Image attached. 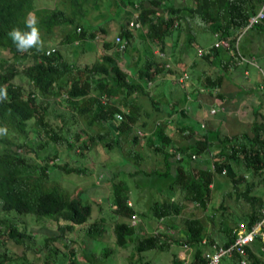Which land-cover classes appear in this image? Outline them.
<instances>
[{"label": "trees", "instance_id": "obj_1", "mask_svg": "<svg viewBox=\"0 0 264 264\" xmlns=\"http://www.w3.org/2000/svg\"><path fill=\"white\" fill-rule=\"evenodd\" d=\"M87 2L95 4L96 0H67L63 8L55 7L38 19L40 34L56 26L75 25L65 30L58 45L93 41L103 35V47L109 52L81 63L69 61L57 47L51 54H46V48L43 52H18L8 32L15 27L26 30L24 20L35 0H0V87L6 88L8 94L6 100L0 101V128L7 129L6 134L0 135V264H58L64 253L53 244L55 241L68 248L69 264H96L86 257V261H78L67 235L80 228L85 237L101 240L106 231L105 219L100 216L91 220V204L81 194L65 188L58 174L85 172L83 165L77 164L86 152L98 146L117 151L132 167L130 174L143 173L154 183L163 182L158 198L149 205V217L155 222L188 213L179 229L169 225L175 231L156 227V231L144 233L137 223H132L136 209L128 204V185L123 180L112 181L110 209L117 218L112 235L116 246L132 243L136 258L129 264H154L145 253L168 251L172 244L187 245L192 254L184 261L173 251L170 264H202L203 253L212 243H231L242 228L248 230L263 216L264 193L259 190L264 189V114L254 110L249 129L239 134L228 135L218 126L205 130L203 124L198 125L200 121L185 119L189 112L185 108L162 105L152 98L147 86L157 75L168 71L164 56L173 46L169 39L184 34L186 44L193 46L199 32H209L216 41L198 56L218 72L212 78L195 68L199 62L196 58L193 71L204 73L202 78L210 96L228 100L217 90L227 73L242 60L236 51L239 34L264 0H116L129 8L125 20H120V42L107 40L104 26L83 23ZM132 11L138 13L131 20L138 22V27L130 26ZM262 22L256 26H263ZM134 30L141 36L135 35ZM222 39L228 41V47L216 45ZM146 43L161 53H154L152 47L146 49L130 76L119 62L127 50ZM17 77H24L26 83H17ZM143 97L149 98L150 110L141 105ZM61 100L67 110L57 111L55 105ZM195 107L201 109V104ZM141 113L153 123L152 131H145L142 136L134 129L138 125L144 130L148 123L140 118ZM117 114L122 118L118 119ZM159 117L163 119L159 121ZM140 146L157 156V165L149 171L141 167L147 155ZM64 149L72 151L69 159L60 158ZM197 160L207 165L194 170L192 164ZM241 165L242 173L237 171ZM247 174L258 177L257 182L249 181ZM217 175L227 177L231 187L219 192V204L214 207L217 191L213 182ZM228 199L233 200L234 206ZM187 204L193 207L185 210ZM213 207L211 221L214 223L218 213L217 228L207 229L196 211ZM230 208L241 212L236 215L237 210ZM21 216L50 219L57 228L58 233L45 238L39 246L43 256L26 255L36 248L29 244L33 237ZM10 245L20 247L21 253ZM111 251L106 247L99 259L104 261ZM241 258L234 254L223 261L241 264ZM246 260V264H264L262 239L246 247Z\"/></svg>", "mask_w": 264, "mask_h": 264}, {"label": "rangeland", "instance_id": "obj_2", "mask_svg": "<svg viewBox=\"0 0 264 264\" xmlns=\"http://www.w3.org/2000/svg\"><path fill=\"white\" fill-rule=\"evenodd\" d=\"M181 1L190 3V0H176V2ZM66 2L67 0H35V5L31 10V14H34L38 20L42 15L51 12L55 7L63 8ZM86 4L87 7L85 8L87 11L82 19L83 23L89 26H104L108 31L106 39L112 42L115 41L118 36L120 20H125L129 8H125L116 2V0H96L95 4H90L88 2ZM136 15H138V13L132 11L129 21L134 20ZM262 23L261 25L263 26H254L239 34L236 43V51L239 56L241 57L242 55L243 58L241 61L238 60L240 61L239 65L225 76L228 82L236 87L237 90L235 93L227 92L225 89L223 90V92L225 91L224 94L226 98L228 94H230L228 100L225 101L220 98V100L214 98L213 102L211 101L209 103L208 100L211 98H209L208 88L204 84L205 80L202 78L204 73L193 71L194 67H192V63H194L196 58L199 62L195 65V68H198L200 71L204 70L206 72L205 74L210 75L212 78H214L218 72L216 70L217 68L212 65L201 62V58L198 56L199 51L206 50L216 41L211 33L202 31L197 34L193 46L186 44L187 41L184 34L179 37L176 35L169 39L168 42L170 45L173 44V46L172 48L170 47L171 50L164 58L167 60L165 69L168 71L170 70V72H162L148 83L147 88L150 91V95L162 105L173 104L177 106L178 109L190 107L188 109L189 112H187L188 114H186L188 117L185 119L188 121H200V124L197 123L198 125H204L202 129L212 130L214 127L218 126L222 132L228 135L247 131L250 127V119L253 120L254 110L264 114V21ZM74 26V24L56 26L48 33L42 31L41 34L43 36L45 48L53 49L57 47L69 61L81 63L92 62L98 58L101 53L109 52L103 47L102 34L98 35L93 41L58 45L57 41L65 34V30H70ZM134 33H136L135 35L137 36H141V33L137 30H134ZM133 45L135 47L136 44L133 43ZM149 47H152L154 53H161V51L151 43H146V45L139 44L136 48L127 50L124 57L119 62V65L131 76V71L138 67V61L145 56L146 49H149ZM1 52L3 53V51ZM222 52L225 54V50ZM200 62L202 64H200ZM183 73H187L188 77L185 78L186 81L180 82ZM198 77H200V79ZM15 80L17 83H26L24 77H17ZM224 83H226V81L223 79V84ZM189 94L191 95L190 97H195L194 100L198 101L199 105L201 104V109L198 108L197 110L196 108L195 111H191V106L194 110V102L190 103L187 99L186 96ZM186 100L188 101L187 103ZM242 100L245 101V103L242 102L240 104ZM64 103L65 102L61 100L60 103L56 104V110H67ZM140 103L144 109H151L148 97L141 98ZM212 109H216V112L212 113ZM222 109L224 110L222 111ZM246 109L247 111H245ZM245 112H247V115ZM243 115H246V117H243ZM176 117L177 115H174L173 120H175ZM194 117L196 119H194ZM140 118L148 121L146 127L143 128L144 130L138 125L134 127L135 131L142 136L145 131H152L153 123H150L151 120L143 113H141ZM221 118L223 119L220 120ZM162 119L163 117H159V121ZM167 130H170L169 126ZM193 133H195L197 137H201L199 133L195 131ZM139 148L147 155L146 162L143 163L141 167L149 171L157 165V156L144 146H140ZM71 154L72 151H66L65 149L59 153L61 159H69ZM77 165H83L82 167L85 169V172H60L58 174L60 182L73 193L81 194L82 197L91 204V220L102 216L105 219L106 225V231L101 240H92L85 237L80 228H77L73 233L67 235L72 240L70 244L75 250L76 259L78 261H86L84 259L86 257L96 264H129L130 261H134L136 258L133 254L132 243H129L126 247H119L114 243L112 227L117 218L110 209L112 181L123 180L128 185L130 189L128 202L136 209V226L139 225L141 228L140 230L144 233L156 231V227L175 231L176 229L169 227V225H175L179 229L188 215L186 212L181 213L169 219H165L166 223L165 221L155 222L150 218L149 205L152 200L158 198L159 190L164 187L163 182L158 181L154 183V179H150L143 173L135 175L130 174L132 167L124 162L117 151H108L100 146L94 147L92 151L86 152L85 157L82 158ZM206 165V162L204 163L203 161L197 160L192 164V168L197 170ZM243 169L244 167L242 165L237 167L238 172H241ZM257 178L258 177L252 178L251 175L247 176L249 181L253 180L257 182ZM230 187L231 184L227 177L224 175L215 176L213 189H215L217 193L215 192L214 207H217L219 204V192L221 193L222 191L229 190ZM241 187H244V184H242ZM259 193H264V189L260 188ZM228 202L234 206L232 199H228ZM191 207L193 206L187 204L185 210L191 209ZM214 207L208 208L205 211H196L198 214L197 216L203 221L207 229L217 228V224L215 225V223L219 216L218 213L216 217H214V223L212 222L213 220L211 221L212 209H214ZM233 209L230 208L232 211ZM236 210L237 212L234 210L236 215L240 214L241 210L238 208ZM20 219L24 221L27 232L33 237V240L29 242L30 246L36 248L35 251L29 250L26 255L29 258L41 257L42 253L39 250V246L41 247L45 238L58 233L56 231L57 228L52 224L50 219L38 220L32 216H21ZM53 244L58 246L61 252L64 253V257H62V260L58 264H69L70 255L68 248L63 247L59 241H55ZM10 247L13 251L21 253L20 247L13 245H10ZM106 247L112 248V251L104 261H101L99 256ZM173 251H177L179 258L184 261L189 260L192 254L191 248L172 244L168 251L161 252L152 250L146 252L145 256L154 264H170L172 259L171 253ZM40 262V264H52L51 262ZM222 263L226 264L227 262L223 261Z\"/></svg>", "mask_w": 264, "mask_h": 264}, {"label": "built area", "instance_id": "obj_3", "mask_svg": "<svg viewBox=\"0 0 264 264\" xmlns=\"http://www.w3.org/2000/svg\"><path fill=\"white\" fill-rule=\"evenodd\" d=\"M264 20V2L262 4V6L260 7V9L253 15H251L248 18L247 24L245 25V27L243 28V31L254 27L256 25H258L260 22H262ZM130 26H139L138 22L135 21H131L130 22ZM116 41L120 42L121 39L119 36L116 37ZM217 46H222V47H228V41L225 39H222L220 41L217 42L216 44ZM50 51L53 52L54 49H48L46 51V54H48V52ZM203 51H199V55L202 53ZM243 57L241 56V59ZM188 75L187 73H184L182 76V80H185V78H187ZM215 110L212 109V113H214ZM118 119H121L122 116L120 114L116 115ZM179 155H177L178 157ZM195 157V156H193ZM128 204L130 205V203L128 202ZM136 215H133L132 217V223H136ZM262 239V241L264 242V212H263V216L261 217L260 220H258L257 222H255L248 230L245 228H242L236 238L234 239V241H232L231 243L227 244V245H221L218 243H212L210 245V247L203 253V259L204 262L202 264H223V259L224 258H229L232 257L234 254H239L241 256H243V258H241L240 263L241 264H246L247 260H246V247L250 244H252L253 242H255L256 239ZM203 243L206 242V240L202 241ZM185 247H188L187 245H185ZM188 264V263H186Z\"/></svg>", "mask_w": 264, "mask_h": 264}, {"label": "clouds", "instance_id": "obj_4", "mask_svg": "<svg viewBox=\"0 0 264 264\" xmlns=\"http://www.w3.org/2000/svg\"><path fill=\"white\" fill-rule=\"evenodd\" d=\"M26 30L15 27L8 32V37L20 53H28L35 49L37 52L45 51V45L41 38L38 20L34 14H28L24 20ZM48 54H51L50 51ZM7 89L0 87V101L7 99ZM7 129L0 128V135L6 134Z\"/></svg>", "mask_w": 264, "mask_h": 264}, {"label": "crops", "instance_id": "obj_5", "mask_svg": "<svg viewBox=\"0 0 264 264\" xmlns=\"http://www.w3.org/2000/svg\"><path fill=\"white\" fill-rule=\"evenodd\" d=\"M242 56V55H241ZM227 57V56H226ZM193 64V63H192ZM247 72V71H246ZM225 81H226V83H224L223 84V80H222V82H221V85L219 86V88H218V90L217 91H219L223 96H225V94H224V92H223V90L225 89V90H227V92L229 91L230 93H235V92H237V90H236V87H234L232 84H230L229 82H228V80L226 79V78H223ZM226 84V85H225ZM228 88V89H227ZM191 95L189 94V95H187L186 97H187V99L189 100V102L191 103V102H194V104H193V107L196 109V105H197V103H198V101H195L194 99H195V97L193 96V97H190ZM201 96V95H200ZM228 97H230V94H228ZM231 97H232V95H231ZM209 98H211V99H209L208 100V102L210 103L211 101L213 102V100H214V97H212V96H209ZM196 99H198V98H196ZM216 99H219V98H216ZM220 100V99H219ZM188 101L186 100V103H187ZM222 102V101H221ZM245 103V101H241L240 102V104L241 103ZM248 106H249V103H248ZM185 107V106H184ZM190 108V107H189ZM189 108H186L185 107V109L186 110H188ZM195 109H194V111H195ZM248 109V108H247ZM247 109L245 110V111H247ZM191 110H193V108H192V106H191ZM224 109H222V111H223ZM246 113V115H247V112H245ZM246 115H243V117H246ZM220 121V120H219ZM250 121H251V119H250Z\"/></svg>", "mask_w": 264, "mask_h": 264}, {"label": "water", "instance_id": "obj_6", "mask_svg": "<svg viewBox=\"0 0 264 264\" xmlns=\"http://www.w3.org/2000/svg\"><path fill=\"white\" fill-rule=\"evenodd\" d=\"M110 125L114 127L113 123H110Z\"/></svg>", "mask_w": 264, "mask_h": 264}]
</instances>
